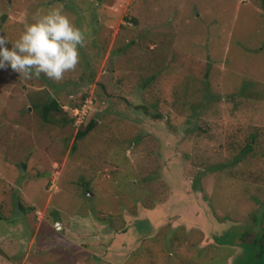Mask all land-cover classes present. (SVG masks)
<instances>
[{"label": "rangeland", "instance_id": "obj_1", "mask_svg": "<svg viewBox=\"0 0 264 264\" xmlns=\"http://www.w3.org/2000/svg\"><path fill=\"white\" fill-rule=\"evenodd\" d=\"M58 7L77 66L0 69V264H234L264 229V0H0V34Z\"/></svg>", "mask_w": 264, "mask_h": 264}, {"label": "clouds", "instance_id": "obj_2", "mask_svg": "<svg viewBox=\"0 0 264 264\" xmlns=\"http://www.w3.org/2000/svg\"><path fill=\"white\" fill-rule=\"evenodd\" d=\"M85 43V35L62 8L37 14L25 23L18 38L10 39L0 34V69L10 67L13 71L31 77L41 73L48 78L60 80L66 71L74 69L79 62V48ZM10 44L11 46H6ZM79 106H63L75 117L78 125L85 119L91 98L78 102ZM82 106L85 113L77 118Z\"/></svg>", "mask_w": 264, "mask_h": 264}, {"label": "trees", "instance_id": "obj_3", "mask_svg": "<svg viewBox=\"0 0 264 264\" xmlns=\"http://www.w3.org/2000/svg\"><path fill=\"white\" fill-rule=\"evenodd\" d=\"M68 2V1H67ZM35 108L39 111L41 117L46 121H52L50 118V112L59 113L63 112L67 118L70 121V125L72 128L76 127V137L83 136L87 131L91 130L93 128V120H88L84 126H82V123L76 124L75 123V117L73 115L69 114V110L64 109L63 106H79V103L74 101V96L69 95L64 101H60L56 98H54L53 95H48L47 99L42 101H36L33 103ZM56 121V120H54ZM60 121V120H58ZM240 153H238L236 156L238 157ZM197 182V179L195 180ZM198 183V182H197ZM194 188H199L198 184L193 183ZM16 205L19 209L23 210V206L20 202H17ZM152 211V210H151ZM138 216L133 217V219L137 218ZM133 221V220H132ZM253 222L258 223L259 222V216H254L252 219ZM132 222L129 224L127 231L133 236H142L143 234H147L145 231V226L141 228L140 230L136 231L133 230ZM248 231H244L241 234V237L244 236ZM226 234L220 235V234H214V240L216 242L220 241L221 243H227L229 242L228 238H225ZM144 236V235H143ZM148 236V235H147ZM241 246V253L234 258V264H264V229L257 228L255 229V232L253 234V237L249 240H242L240 242Z\"/></svg>", "mask_w": 264, "mask_h": 264}, {"label": "built area", "instance_id": "obj_4", "mask_svg": "<svg viewBox=\"0 0 264 264\" xmlns=\"http://www.w3.org/2000/svg\"><path fill=\"white\" fill-rule=\"evenodd\" d=\"M74 112L79 113V114L77 115V118H78V119H81L82 115L85 113V108L82 106V108H80V111H77L76 109H74Z\"/></svg>", "mask_w": 264, "mask_h": 264}]
</instances>
